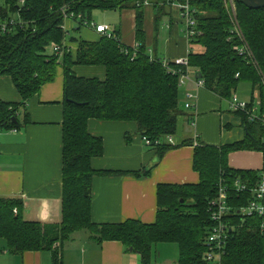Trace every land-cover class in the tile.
Wrapping results in <instances>:
<instances>
[{"label":"trees","instance_id":"16d2710c","mask_svg":"<svg viewBox=\"0 0 264 264\" xmlns=\"http://www.w3.org/2000/svg\"><path fill=\"white\" fill-rule=\"evenodd\" d=\"M22 1L0 2V22L13 18L17 22L0 31V75L9 76L21 99L26 101L53 79L58 63L63 69L61 220L59 223L25 221L19 198L0 197V239L10 252L47 250L52 264H62L56 244L75 231L86 230L97 241H119L127 249L131 248L139 254L140 264H152L158 243L177 245V264H208L203 258L205 240L213 225L208 209L210 201L218 195L219 180L228 184L236 178L249 182V188L242 193H229L228 203L235 209L252 198L250 189L259 179L260 170L229 166L228 155L237 150L259 151L264 169V124L242 111L233 112L245 131L242 140L218 146L183 140L181 145H193L192 168L199 180L184 184L159 183L153 223L127 219L121 223L94 224L90 218L92 177L111 173L91 165L92 158L103 154V140L88 131L90 119L135 123L138 134L150 140L149 147L156 149L159 157L177 147L163 140L174 135L177 129V117L182 110L179 77L186 67L167 60V67L176 70L173 73L162 65L161 59L149 55L144 4L147 2L153 7L157 30L165 18L171 20L172 4L186 0ZM187 1L196 10V30L200 32L189 40L190 75H201L206 89L227 100L240 83L250 84L263 112L264 8L252 9L241 0H234L238 35L224 0ZM96 9L133 10L136 45L123 44L114 30L111 38L69 37L76 48L66 46L61 57L46 51L52 42L61 44L65 40L64 13H73V19L80 23L78 31ZM244 46L250 55L239 52ZM76 64L102 66L105 78L79 77L72 70ZM253 98L254 95L249 106ZM23 106V102L0 100V120L7 128H18L17 112ZM22 113L26 117V111ZM122 173L147 176L150 170ZM232 218L223 248V264H264V233L258 229L259 221L239 214Z\"/></svg>","mask_w":264,"mask_h":264},{"label":"crops","instance_id":"0c3cea01","mask_svg":"<svg viewBox=\"0 0 264 264\" xmlns=\"http://www.w3.org/2000/svg\"><path fill=\"white\" fill-rule=\"evenodd\" d=\"M172 11L171 20L163 22V27L156 30L153 7L148 4L144 8L148 53L166 61L186 58L190 48L184 37V25L178 22L177 12ZM68 21H65V44L75 49V43L66 40L72 37L68 35V27L72 28L73 23ZM134 24V11L122 10L120 25L113 27L121 42L130 47L136 45ZM93 32L91 40L98 39L99 34L94 29ZM72 70L79 77L105 78L104 68L98 65L76 64ZM192 77L179 88L182 110L177 117L176 132L172 136V145L177 147L169 149L162 157L156 154V149L144 143L133 122L88 121V131L103 140V154L92 158L91 165L96 170L111 172L92 177V223H121L127 219L153 223L157 210L156 186L159 183L184 184L197 183L199 180L198 173L192 168L193 145H181L183 140L218 146L244 138V128L239 117L229 109V101L203 85H197L194 80L196 77ZM186 92L193 94L192 106L189 108L184 106ZM0 100L24 104L22 110L17 112L20 124L17 130L4 129L0 132V197L19 198L23 203L21 212L25 221L59 223L63 121L61 65L58 63L56 66L53 79L44 83L26 101L21 99L10 77L0 75ZM25 111L26 117L22 113ZM163 141L166 142L165 139ZM246 153L254 155V159L245 158ZM228 163L236 169L260 170L262 154L255 150L233 151L228 155ZM143 169L150 170L149 175L122 173ZM80 231L73 232L72 242L65 247L63 254L62 243L56 244L62 264L63 259L65 264H140L139 254L127 249L121 242L97 241L88 231ZM170 244H164L157 251L154 248L153 264H177L178 257H174L173 248L168 246ZM0 264H52V257L47 250L10 252L4 240L0 239Z\"/></svg>","mask_w":264,"mask_h":264},{"label":"built area","instance_id":"2783aa9c","mask_svg":"<svg viewBox=\"0 0 264 264\" xmlns=\"http://www.w3.org/2000/svg\"><path fill=\"white\" fill-rule=\"evenodd\" d=\"M21 3L22 0H19ZM226 9L230 16V20L232 21L234 30L236 34L240 35V31L236 21V13H235V4L234 0H224ZM148 5L145 2L144 6ZM173 10L177 12L178 22L183 24V33L184 37L186 38L187 42L192 39L193 36L199 34L200 32L196 30V19L194 18V14L196 10L191 7L186 0L184 3H174L172 4ZM64 24L63 28L66 29L65 21L68 19H73V13H64ZM89 22V23H88ZM16 20L10 19L9 21H1L0 22V31H5L8 25H14ZM82 25L87 26V28H92L99 36H105L108 38L114 37L113 32L114 29L112 26L107 24H96L90 23V20H85ZM169 27V24L165 25ZM68 46L65 44V40L61 43L52 42L50 44V50L52 53L58 55L59 57L62 56L65 47ZM240 53H244L250 55V50L246 48V46L241 47L239 49ZM176 65L185 66L186 70L183 73H180L179 77V86H182L187 80H190L192 75H190L188 70V61L186 58H177L173 60ZM166 60H162V65L167 67ZM168 68V67H167ZM169 71L173 73L176 70L168 68ZM179 72V71H178ZM197 85H203V80L200 78H194ZM186 101L184 106L189 108L192 106V98L193 94L190 92H186ZM229 101V109L232 112L235 111H242L249 115V118L252 120H256L264 124V111L262 112L260 108L253 107V104L249 106L248 101L239 100L235 95L228 100ZM4 129H8L10 131H16V127L7 128L6 123L0 120V132ZM144 143L149 146L151 142L146 137H142ZM165 141L169 144H172V136H168L165 138ZM157 143V142H156ZM196 143V142H195ZM259 179L254 182L251 187L250 191L252 194V198L247 200V203L241 206L232 209L231 205L228 203L229 193L231 191L240 192L247 190L250 186L249 182L243 181L239 178H236L233 183L228 184L223 180H219L218 182V195L213 198L209 203L210 212V219L213 222L212 227L209 230V234L206 237L205 244L206 250L204 253V259L207 261L208 264H223L222 262V255L224 253L223 248L225 245V241L229 237V232L231 231V223L233 221V216L239 214L243 217H251L256 218L259 221L258 229L260 232L264 233V169H260ZM235 210V212H234ZM232 218V219H231Z\"/></svg>","mask_w":264,"mask_h":264},{"label":"rangeland","instance_id":"374dc122","mask_svg":"<svg viewBox=\"0 0 264 264\" xmlns=\"http://www.w3.org/2000/svg\"><path fill=\"white\" fill-rule=\"evenodd\" d=\"M1 1L2 0H0V2ZM234 4H235V2H234ZM172 10H173V8H171V12H173ZM68 20H70V21H68ZM68 20H67L68 21L67 23H70V22L73 23V27L72 28L68 27V35H71V36H74V37L85 38L87 40H91L92 39V34H94L93 29H89V28H87V26L81 25L80 26V30L78 32L76 30V27H78L80 23L78 21H76V20H73V19H68ZM121 21H122V11H119V10H99V9H96V10L92 11L91 18H90V23L107 24V25H110L112 27H118L120 25ZM165 21H168V19L165 18L163 20V22H165ZM162 23H160L159 27H163ZM159 29H161V28H159ZM69 37L66 38L67 42H69V40H68ZM46 51L49 53L51 50L48 47L46 49ZM232 95H235L239 100H242V101H244V100L245 101H250L251 98H252V95H254L253 103H252L253 107L260 108V103H259V100H258V98L256 96V93H254V91L251 88V85L248 84V83L239 84V86L236 88V90L233 92ZM244 155H245V158H247L249 160H253L254 159L253 157H255L254 155H251V154H248V153H246ZM259 173H260V171H259ZM80 232H85V230H81ZM72 235H73V233L70 235L71 237L69 236L67 239L62 241V248H61L62 254H63V251L65 250V247L67 245L69 246V244H71ZM164 244H169V243H158L156 245V247H154V248H157L156 251L160 250L161 246H163ZM168 246H171V248H173L174 257L177 259V257H178V247H177V245L175 243H171ZM162 259H161V261H162ZM170 259H173V258H170ZM63 262L65 264L64 259H63ZM153 263H154V257H152V264Z\"/></svg>","mask_w":264,"mask_h":264},{"label":"water","instance_id":"95a60500","mask_svg":"<svg viewBox=\"0 0 264 264\" xmlns=\"http://www.w3.org/2000/svg\"><path fill=\"white\" fill-rule=\"evenodd\" d=\"M241 2L252 9L264 8V0H241ZM196 78H201V75H197ZM182 202V200H181ZM131 250V248H130Z\"/></svg>","mask_w":264,"mask_h":264}]
</instances>
